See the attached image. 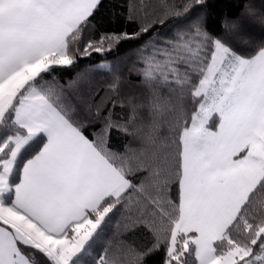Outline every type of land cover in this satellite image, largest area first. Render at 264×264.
Listing matches in <instances>:
<instances>
[{
    "label": "snow or ice",
    "instance_id": "1",
    "mask_svg": "<svg viewBox=\"0 0 264 264\" xmlns=\"http://www.w3.org/2000/svg\"><path fill=\"white\" fill-rule=\"evenodd\" d=\"M205 2L152 22L187 27L141 57L140 96L121 98L116 76L84 100L83 73L63 84L57 70L152 25L85 40L101 0H0V264H264V39L238 50L239 22L213 34ZM109 104L124 117L102 116ZM118 215L150 245L109 239Z\"/></svg>",
    "mask_w": 264,
    "mask_h": 264
},
{
    "label": "trees",
    "instance_id": "2",
    "mask_svg": "<svg viewBox=\"0 0 264 264\" xmlns=\"http://www.w3.org/2000/svg\"><path fill=\"white\" fill-rule=\"evenodd\" d=\"M148 5V15L144 16L139 11L141 0H101V7L92 20V27L85 34V40L98 41L103 35L129 36L139 32L141 24H151L149 31L141 33L129 39H122L109 45L104 44V51L92 52L89 56H77L73 66L57 70V77L61 83L67 84L69 80L76 78L78 73H83L78 94L88 100L89 97L100 96L108 92V86L113 78L118 76L122 81L121 98L127 95L140 96L143 87L140 77L135 69L141 64V57L152 51L151 45L173 40L176 33L187 25L184 23L186 17L169 16L164 24L152 23L159 18L164 11L165 5L175 6L181 9L187 0H143ZM135 6L133 15L137 18L128 19L129 7ZM207 15V27L213 34L224 35V21L236 20L243 31L240 35L229 31L228 38L238 50L253 46L264 39V24L261 17L264 16V0H206L204 5H197L196 9ZM191 15V13L189 14ZM248 43H245V42ZM101 63H108L112 71L108 72H86V69L95 67ZM94 110V109H93ZM108 110L113 112L114 119H121L125 112L117 105L112 108L111 104L103 109L102 116H106ZM101 121L97 120L93 127L98 130ZM128 137L117 129H113L110 136V143L114 148H121L128 141ZM126 221L117 216L108 234V238L117 237L138 248L148 247L151 243L149 235L144 229L136 228L124 230ZM119 225V231H118ZM163 252H156L146 258L145 264H163Z\"/></svg>",
    "mask_w": 264,
    "mask_h": 264
}]
</instances>
